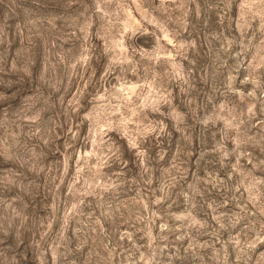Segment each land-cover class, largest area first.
Here are the masks:
<instances>
[{
  "label": "rangeland",
  "instance_id": "obj_1",
  "mask_svg": "<svg viewBox=\"0 0 264 264\" xmlns=\"http://www.w3.org/2000/svg\"><path fill=\"white\" fill-rule=\"evenodd\" d=\"M0 264H264V0H0Z\"/></svg>",
  "mask_w": 264,
  "mask_h": 264
}]
</instances>
